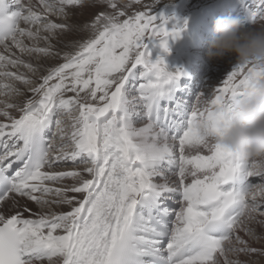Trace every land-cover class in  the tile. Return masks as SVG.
<instances>
[{
  "label": "snow or ice",
  "instance_id": "snow-or-ice-1",
  "mask_svg": "<svg viewBox=\"0 0 264 264\" xmlns=\"http://www.w3.org/2000/svg\"><path fill=\"white\" fill-rule=\"evenodd\" d=\"M133 3L141 0H0V264H243L229 254L264 255L250 246L264 240L250 226L264 225L257 221L264 182L251 180L264 181V162L238 158L220 142L226 112L264 83V64L238 61L211 99L200 93L194 105L182 101L187 73L170 69L163 55L154 60L145 38H158L168 53L187 21L127 15ZM252 3L255 28L264 22V0ZM100 4L112 11L96 15L93 38L41 82L11 70L35 74L25 55H55L40 41L72 26L51 17ZM15 82L34 98L7 99L24 95ZM138 120L146 123L137 127ZM67 161L84 167L55 170ZM66 179L74 183L50 186ZM23 198L41 209L70 208L26 218L32 209ZM171 200L179 211L167 206Z\"/></svg>",
  "mask_w": 264,
  "mask_h": 264
},
{
  "label": "rangeland",
  "instance_id": "rangeland-1",
  "mask_svg": "<svg viewBox=\"0 0 264 264\" xmlns=\"http://www.w3.org/2000/svg\"><path fill=\"white\" fill-rule=\"evenodd\" d=\"M123 2L127 3L128 0H123ZM244 4L245 5L250 4L252 6H255L252 3V0H141V3H139V4L133 3L131 5V7H128V8L123 9V10L126 11L127 15H132L137 11H149L152 15L159 14V13H163V14L168 15V16L174 15L180 21L181 25H183L185 20L187 21V27L182 32L181 37L179 39L169 41V46H170L171 50L168 53L163 52V50L160 46V40L158 38H153L150 36H146V38H145V43L148 45V50L151 52L152 58L155 60L160 55H163L166 63L169 66V68L174 69V68H172V65L170 63L172 61L171 57L174 56L176 53H178V52L179 53L180 52L181 53L182 52L183 53L184 52H186V53L191 52L193 55L196 53V52H193L191 49L190 40L194 44L197 43L198 46L202 42L201 39L199 40L196 37L195 32L198 31V29H199V33H202L204 30L206 33L207 32L206 30H211V27L209 26V21L212 22V28H214L213 27L214 22H215V19L217 17H223V16L226 17V15L229 13L228 11H230L231 9H234V8H237L239 11V9L244 6ZM146 5H152L153 7L146 8ZM91 8H93V7H91ZM73 9L76 11V10L81 9V8L77 7V8H73ZM243 10H245V9H242L241 11H243ZM104 11L111 12L112 10L110 8H108L106 4H100L96 7H94V11L90 17L91 22H89L86 27L92 29L91 25L93 23H95L96 15H98L100 12H104ZM220 12H223V13H220ZM239 12L237 14L238 15L237 18H239L244 23V25L246 27H251L250 14H248V13L239 14ZM124 18H127V17H122L121 19H124ZM212 18H215V19L213 20ZM255 27H259V29H264V22H258ZM149 35H150V33H149ZM93 36H94V31L92 29V35L89 36L88 38H86L84 40L77 39V40H72V41L67 42L68 47H69V50L67 52H70L68 54H74L76 51L79 50L80 44L86 42L88 39L93 38ZM207 53L204 56H205V58L209 64V71L211 70L209 73V77H211L213 79L212 82L220 81L221 84L219 85V87H223V81L225 79H227L228 72L233 69L234 65L238 62V60L234 55H231V54L227 55L223 59H210ZM180 59L182 60L181 57H180ZM186 60H187V58H184L183 62L185 63ZM64 62H62V63H64ZM207 83H208V80L205 82V84H207ZM69 95H71V94H69ZM63 118H65V121L68 120V121H66V124L70 123L68 117H63ZM57 143H58V141H57ZM67 162H65V163H67ZM79 165L84 166L83 164H79ZM73 167H76V166L73 165ZM71 170H73V169H71ZM63 171H65V169ZM67 180H71V179H66L63 182L56 183V184H62L63 183V186H65L66 185L65 182ZM257 182H258V180H257ZM262 182H264V181H261L260 183H262ZM33 213H37V211H35ZM33 213H32V216L37 217L36 215H33ZM261 220H264V209H261V212L259 214H257V221H261ZM250 226L257 232L258 235L264 234V225H261L260 223L254 222ZM244 239L249 240V237L247 236V234L244 237ZM250 242H251V240H250ZM252 243L256 246L255 248H264V240H260V241H256V242L252 241ZM252 256L254 259L252 258ZM233 258H234L233 260L238 259V260L243 261L245 263L247 261L248 264H255V263L256 264H264V262H263L264 255H259V254H251V253L250 254H243V253H240V254H238V256H234ZM260 261H261V263H260ZM221 263H223L222 259H221Z\"/></svg>",
  "mask_w": 264,
  "mask_h": 264
},
{
  "label": "clouds",
  "instance_id": "clouds-1",
  "mask_svg": "<svg viewBox=\"0 0 264 264\" xmlns=\"http://www.w3.org/2000/svg\"><path fill=\"white\" fill-rule=\"evenodd\" d=\"M215 36L208 46L210 59L234 55L239 62L264 64V29L246 27L235 17H217ZM206 129L207 124L201 123ZM220 142L247 161L264 162V83L240 97L220 124Z\"/></svg>",
  "mask_w": 264,
  "mask_h": 264
},
{
  "label": "bare ground",
  "instance_id": "bare-ground-1",
  "mask_svg": "<svg viewBox=\"0 0 264 264\" xmlns=\"http://www.w3.org/2000/svg\"><path fill=\"white\" fill-rule=\"evenodd\" d=\"M93 11H94V7L93 8H81V9H78L76 11L72 8V9L69 10V15H68V17L66 19L60 18V17H56V16L51 17V19L53 21L57 22V23H65V24H68V25L72 26L71 30H68V31H65V32H57V34L54 37H52L49 42H45L43 40L40 41V46L41 47H45V46H48V44H50L51 45V49H52V51H53V53L55 55L53 57H39V58L35 54L33 56H31V57L25 55L23 57V59H25L26 61L31 62L33 64V66L37 68V71H36L35 74L27 72V69H25L23 67H20L18 69H11V70L12 71H17L19 73L27 74L28 76L33 78L34 81L37 84L39 82H41L40 78L42 76H44V75H47L49 70H51L52 68H54V67L58 66L59 64H61L62 62H64L65 54L70 53V52H67L69 50L67 42L72 41V40H77V39L84 40V39H86V38H88L89 36L92 35V29L87 28L86 26H87V24L89 22H91L90 17H91V14L93 13ZM212 19L214 20L215 18H212ZM255 28L259 30V27H255ZM198 32H199V29H198ZM196 37L199 40L201 38L198 33H196ZM210 41H211V39L210 40H206V42H204V44L206 43V46L205 45L203 46L201 44H199V46H198L197 43L194 44L190 40L191 49H192L193 52H196V53L193 55L191 66H190V64L188 65L189 67L192 68L191 72H188L187 75L183 76V78L186 79V80L195 81L194 87L197 90V93L199 95H200V93H203V96L201 98L202 100L211 99L214 96V94H215V92H214L215 89L216 88H220L219 85L221 84L220 81L212 82L213 79L211 77H209V73H210L211 70L209 71V64H208V62H207V60H206L204 55L208 52V46H209V42ZM25 43H28L29 45H31L32 42L26 40ZM14 51L16 52V55H20L18 50H14ZM188 58H190V57H188ZM207 80H208V83L205 84V82ZM15 83H16V86L18 88H20L21 91L24 92V95L22 97L7 98V99H11L12 102L22 103L25 99L33 97L32 96L33 93L31 91H28L26 86L20 84L19 82H15ZM136 95H138L137 92L131 93V96H136ZM0 99H6V98L3 97V96H0ZM10 111H12L13 115H15L17 117L19 116V113L17 111H15V110H10ZM66 121H68V120H66ZM144 123H146V121L138 120L137 121V127H142L144 125ZM57 141H58V143H57ZM59 143H61V141H59V139H57L56 140V144L58 145ZM204 154H207V150L206 149L204 150ZM73 165H75L76 167H73ZM83 167L84 166L79 165V163H74L72 161H68L67 163L62 162L59 166L56 167L55 170L63 171L64 169L65 170L82 169ZM253 178H256V177H253ZM170 180H174V177H170ZM158 182H163V181L162 180H158ZM260 182H261V180L259 178V182H257V183H260ZM49 183H50V186H52L53 188H55V187H63V183L62 184H56V183H51V182H49ZM65 183H66V185H71V184L74 183V181L73 180H67ZM71 195H72V193H69V196H71ZM46 198L49 199V200L57 199V197H55V195H49ZM21 203H26L27 206L32 209V213L35 212V211H37V213H39L41 211L60 213V212H63V211H68L69 208H70V206H68V205L56 206V205L53 204V205H50L46 209H41V207L36 205L34 202L27 201V198H23L21 200ZM176 203H178V202L176 201ZM32 213L25 212L24 215H25L26 218H31V219L37 218V217L32 216ZM9 214H12V213H9ZM239 234L241 236H243V238L246 236V233H244V232H240ZM250 246L251 247H256L252 243V241L250 242ZM234 256H238V254H234V253H230L229 254V258L230 259L232 258V260L234 259L233 258ZM252 258H253V256H252ZM236 260H238V259H236ZM261 261H260V263H261ZM241 262H243V261H241ZM263 262H264V260H263ZM246 263H247V261H246ZM246 263L243 262V264H246ZM45 264H46V262H45ZM221 264H223V263H221Z\"/></svg>",
  "mask_w": 264,
  "mask_h": 264
}]
</instances>
